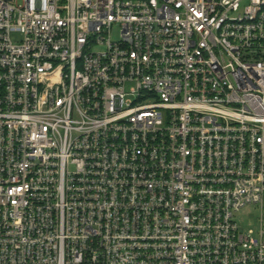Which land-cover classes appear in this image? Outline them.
Instances as JSON below:
<instances>
[{
  "label": "built area",
  "instance_id": "obj_1",
  "mask_svg": "<svg viewBox=\"0 0 264 264\" xmlns=\"http://www.w3.org/2000/svg\"><path fill=\"white\" fill-rule=\"evenodd\" d=\"M253 204L264 0H0V264H264Z\"/></svg>",
  "mask_w": 264,
  "mask_h": 264
},
{
  "label": "rangeland",
  "instance_id": "obj_2",
  "mask_svg": "<svg viewBox=\"0 0 264 264\" xmlns=\"http://www.w3.org/2000/svg\"><path fill=\"white\" fill-rule=\"evenodd\" d=\"M20 2L22 0H19ZM114 37L117 38L119 36V30H115L113 33ZM21 36L17 33L12 35V39L14 41H19ZM262 220L264 225V205L262 208L261 204L258 205H249L244 207L237 214V221L242 231H247L252 229L256 235H260L262 230Z\"/></svg>",
  "mask_w": 264,
  "mask_h": 264
}]
</instances>
